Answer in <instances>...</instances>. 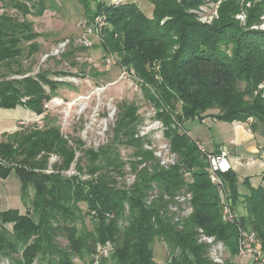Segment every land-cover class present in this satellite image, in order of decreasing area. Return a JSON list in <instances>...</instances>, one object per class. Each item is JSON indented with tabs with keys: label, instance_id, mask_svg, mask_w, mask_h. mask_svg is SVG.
Returning a JSON list of instances; mask_svg holds the SVG:
<instances>
[{
	"label": "trees",
	"instance_id": "1",
	"mask_svg": "<svg viewBox=\"0 0 264 264\" xmlns=\"http://www.w3.org/2000/svg\"><path fill=\"white\" fill-rule=\"evenodd\" d=\"M53 1L2 0L0 108L23 105L42 115L60 87L73 85L59 77L107 73L87 62L79 65L76 53L87 48L71 45L60 60L53 59L69 62L77 72L41 68L31 74L45 36L32 17L55 11ZM95 1L92 7L90 0H81L88 21L103 10L108 26L93 47L135 71L177 163L161 167L145 148L149 140L137 136L143 118L133 102L119 106L113 138L97 150L86 148L78 136L66 137L57 118L48 114L44 127L22 125L3 134L0 178L16 173L26 209L0 211V260L76 264L77 257L94 264L98 247L110 244L99 264H158L154 244L161 241L170 264H216L208 256L209 246L198 242L200 228L237 256L238 227L223 219L220 187L210 179L206 154L183 125L203 115L231 123L252 118V131L264 135V98L255 94L264 80V31L251 26L264 12V0L249 11L245 25L233 17L238 7L226 2L217 20L203 23L190 10L206 0H151L152 18L137 2L104 6ZM123 146L133 148L132 159L121 157ZM55 155L58 160L51 163ZM127 174L135 176L128 185L123 181ZM222 179L225 190L233 192L231 208L244 205L241 226L255 231L264 247V172L258 187L244 180L242 201L237 174L231 170ZM180 193L192 194L187 216L171 209Z\"/></svg>",
	"mask_w": 264,
	"mask_h": 264
},
{
	"label": "rangeland",
	"instance_id": "2",
	"mask_svg": "<svg viewBox=\"0 0 264 264\" xmlns=\"http://www.w3.org/2000/svg\"><path fill=\"white\" fill-rule=\"evenodd\" d=\"M90 1L91 6L95 7L96 1ZM53 2L56 5L55 11L48 9L42 16L32 17L36 30L44 33L45 36L41 38L42 51L37 55L36 64L31 74H36L41 68L70 72L78 71V67L70 66L69 62L56 64L53 58L60 60L59 57L61 56H49L45 58V55L49 54L62 40L76 38L82 33L83 26L88 21L86 9L81 0H54ZM222 2H226L229 8L231 6L238 7L239 10L233 17L242 25H245L248 20L249 11L257 5L258 7L261 6L263 0H206L198 8L191 9L190 11L197 16L199 21L212 23L220 16ZM138 4L147 17H153L154 6L151 0H139ZM259 18L251 26L254 29L264 31V12ZM94 40L95 43L98 42V39L95 38ZM76 55L79 65L87 62L98 70L105 71V57L101 49L88 47L84 51L77 52ZM121 69L122 67L119 63H116L109 71H106L107 73L104 76L100 77L74 75L59 77V79L71 82L73 85L60 87L57 96L46 104L44 114H33L27 118L20 119L19 126L44 127L46 125L44 116L48 114L51 117L57 118V123L61 126V130L65 136L70 139L78 136L85 143L86 148L97 150L104 143L111 142L119 106L123 103L128 104L133 102L139 106L138 114L143 118V126L141 128L142 130H149V137L153 140V147L165 145L167 139L163 136L161 123H158L155 118V107L145 98L138 81L135 79H120ZM255 94H260L264 98V80L258 85ZM215 119L217 118L213 115H203V118L196 117L194 120L186 121L183 127L185 126L189 130L192 137L201 139L208 150H212L214 148V141H225L229 133L226 122ZM250 121H252V118L247 123H250ZM223 126H226V128H223ZM147 127L150 128L148 129ZM223 130H225L226 136L223 134ZM1 139L2 137L0 141ZM225 145H227L230 151V144L226 143ZM120 151L121 157L125 161L133 158V148L123 146ZM56 160H58V157L55 155L51 158L50 162L53 163ZM74 171L75 164L69 172L72 173ZM132 175L127 174L126 178L123 179L126 185L131 184ZM10 176L8 188L10 191H15L17 189V182L19 185L21 183L16 173L12 172ZM87 177L88 175L85 176V178ZM245 192L244 181L238 178L239 201L243 199V197L241 198V193L245 194ZM224 193L229 202V197L233 196V192L228 189ZM236 210L239 214L246 212L243 204H240ZM9 226L12 228L11 225ZM198 242L202 243L199 239ZM165 247L166 245L161 241L154 244V257L158 264H170L168 259L166 260L167 252ZM225 249V261L232 262L233 264H251V260L248 258L231 256L230 252H228L229 250L226 247ZM104 255H100V258ZM74 261L76 264H89L88 261L80 260L77 257L74 258ZM10 264H12L11 260Z\"/></svg>",
	"mask_w": 264,
	"mask_h": 264
},
{
	"label": "built area",
	"instance_id": "3",
	"mask_svg": "<svg viewBox=\"0 0 264 264\" xmlns=\"http://www.w3.org/2000/svg\"><path fill=\"white\" fill-rule=\"evenodd\" d=\"M139 0H97V2L103 4L104 6L109 5H120L124 3H138ZM108 26V16L107 13L103 10L98 12L92 21H87L83 26L82 33L76 38H66L59 42L49 54L45 55V58L49 56H61L67 49L71 46H83V47H93L95 43V38L100 39L103 31ZM105 71H109L110 68L118 63V58L113 55H106L105 57ZM120 79L124 80H136L139 82L136 77L135 71L133 69L129 70L126 67H122L120 70ZM140 84V82H139ZM71 104V103H70ZM156 111V110H155ZM156 115V114H155ZM156 118V117H155ZM158 123H161L163 136H164V126L161 120L157 119ZM143 122L138 128V137L147 138L149 141L145 143V148L150 149L154 152L156 158L159 161V165L164 168H169L170 166L177 163L178 157L177 154L171 150L169 141L165 145L158 147H153V140L149 137V130H142ZM148 129L150 127H147ZM67 137V136H66ZM165 137V136H164ZM110 142V141H109ZM108 143V142H107ZM104 143V144H107ZM103 144V145H104ZM102 145V146H103ZM200 149L206 154L211 181L220 187L221 191V200L223 203V219L227 222L235 223L238 227V255L244 258L251 260V264H264V247L261 244V241L257 233L251 229H247L240 224V214L237 211L231 208L230 203L228 202L226 196H224L225 185L222 179V175L228 173L232 170L231 164V153L229 149L225 146L220 149L219 152L210 153L206 148L198 142ZM101 147V146H100ZM99 147V148H100ZM53 157V156H52ZM51 157V158H52ZM57 161V160H56ZM132 181L135 180V176H131ZM156 196V191L151 193V196L148 199L150 202ZM176 204L171 206L173 211H177L179 216H187L192 212V207L190 201L192 199L191 193H180L174 197ZM181 208V209H180ZM176 220L179 217L175 218ZM199 241L209 246V257L216 264H224L225 262V244L222 241H219L215 236H210L206 234L203 229H199ZM111 245L99 246L98 252L96 254V259L94 264H99L100 255H108ZM0 264H10L8 258H3L0 260Z\"/></svg>",
	"mask_w": 264,
	"mask_h": 264
},
{
	"label": "crops",
	"instance_id": "4",
	"mask_svg": "<svg viewBox=\"0 0 264 264\" xmlns=\"http://www.w3.org/2000/svg\"><path fill=\"white\" fill-rule=\"evenodd\" d=\"M3 10V3L0 0V13ZM33 114L36 113L23 105L11 109L0 108V138L5 133H13L20 130L19 120ZM226 124L229 128L226 140L214 141L212 150H208L201 139H196L197 142L201 143L210 153L219 152L222 147H227L226 143L230 144L232 171L237 174L241 181L248 178L253 186L258 187L262 184L264 172V135L260 132L252 131L250 123L247 122L235 121L232 123L226 122ZM223 128H226V126H223ZM223 134L226 136L225 130H223ZM10 175L7 178H0V211L18 209L23 212L26 208L21 196V184L19 185L17 182V189L10 191L8 188ZM237 256L241 258V256Z\"/></svg>",
	"mask_w": 264,
	"mask_h": 264
}]
</instances>
